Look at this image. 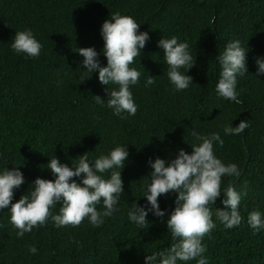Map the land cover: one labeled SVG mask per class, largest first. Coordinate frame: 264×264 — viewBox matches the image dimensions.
I'll use <instances>...</instances> for the list:
<instances>
[{"label":"trees","instance_id":"trees-1","mask_svg":"<svg viewBox=\"0 0 264 264\" xmlns=\"http://www.w3.org/2000/svg\"><path fill=\"white\" fill-rule=\"evenodd\" d=\"M116 12L134 18L139 31L150 37L130 65L141 73L138 84L130 86L138 107L134 116H117L106 102H95L96 95L107 101V86L99 82L98 72L82 67L84 58L75 51L94 47L107 66L101 28ZM28 29L42 45L38 57L11 48L16 31ZM172 37L188 43L196 61L189 71L180 69L193 77L182 91L167 77L158 47L161 38ZM237 40L247 52L249 71L237 76L241 103L216 92L222 71L217 56ZM257 57H264V0H0V173L19 167L25 178L12 202L29 195L36 178L55 179L47 169L52 157L73 167L85 153L95 160L118 146L129 152L125 167L115 169L121 171L124 193L99 227L87 218L78 227H57L49 218L45 226L19 237L9 209L0 210V264H145L146 255L169 248L173 241L166 221L178 193L158 198L165 216L149 212L143 229L128 213L135 203L147 204L149 159L170 163L180 149L191 154V145L202 143L193 131L219 133L224 144L214 142L215 156L240 171L239 177H222L221 191L231 184L241 195L242 221L229 229L216 218V208L227 210L222 192L209 205L216 227L203 238L204 257L208 264H264V228L256 232L247 222L253 210L264 219V75L255 76ZM149 75L155 83L146 86ZM85 76L91 78L82 83ZM244 120L249 127L242 133L225 134L226 126ZM83 175L73 179L82 184ZM100 175L109 179L111 171ZM60 207H52V215ZM96 207L105 210L102 200ZM32 246L35 254L29 251Z\"/></svg>","mask_w":264,"mask_h":264},{"label":"clouds","instance_id":"clouds-1","mask_svg":"<svg viewBox=\"0 0 264 264\" xmlns=\"http://www.w3.org/2000/svg\"><path fill=\"white\" fill-rule=\"evenodd\" d=\"M138 24L131 16L121 15L119 12L111 13L101 28L104 41L103 55L107 59V66H102L98 59L99 53L94 47L78 48L75 50L84 59L82 67L88 73L98 72V79L102 85L107 86V101L101 96H94L97 104H104L121 116L128 113L134 116L138 110L134 102L130 86L139 82L141 73L130 67L135 58L141 54L150 39L148 32H140ZM158 47L163 50L167 65V77L176 91H182L193 82V77L182 74L180 69L188 71L196 64L188 51V43H179L176 37L171 39L161 38ZM11 48L16 53L26 54L29 57H38L42 45L34 37L30 29L16 31L11 41ZM247 52L234 41L228 43L222 54L217 59L222 67L220 78L216 84L218 96L241 103L236 92L237 76H243L248 71ZM257 72L255 76L264 75V57L255 58ZM91 77H82V83ZM155 83V77L149 75L146 86ZM116 85V88H109ZM126 118V117H123ZM249 127L246 120L238 126H226L223 130L228 135H239ZM192 135L202 143L193 144L189 154L180 149L177 157L170 163L157 157L154 161L149 159L148 164L151 182L146 185L145 195L147 204L139 206L134 204L129 211V219L138 227L148 225V214L163 218L165 211L161 210L158 198L169 192L178 193L175 208L169 215L166 224L172 237L169 248L146 255L145 264H177V261L197 260V264H208L204 257L206 246L203 238L216 227L212 220V211L209 205H215L217 198L223 192L226 199L223 204L226 209L216 208V218L226 228L240 225L242 216L239 211L241 195L229 184L226 190L221 191L223 176L235 175L239 177L240 171L236 164L225 165L214 154V142L223 146L224 141L219 133L211 136H202L193 131ZM88 153L76 158L73 167L61 163L58 158L52 157L47 164L54 180L36 178L31 186L29 195H22L13 203L14 190L24 182L23 173L16 167L12 170L5 168L0 173V210L9 209L10 222L18 230L17 235L23 237L30 233L34 227L45 226L49 218L57 227H78L85 218L95 226L103 224L102 217H109L116 211L115 205L124 193L121 171L129 156L127 146H118L108 155H101L95 160L88 159ZM94 161V163L90 162ZM167 163V166H166ZM111 171L109 179L102 175ZM99 173V174H98ZM82 174V184L73 178ZM103 201L105 210L101 213L97 205ZM60 204L59 214L52 215L50 209ZM150 205V207H149ZM249 226L258 232L264 228V219L261 212L253 210L248 215ZM255 234V233H254ZM33 254L37 252L35 246L30 247ZM198 258V259H197Z\"/></svg>","mask_w":264,"mask_h":264}]
</instances>
